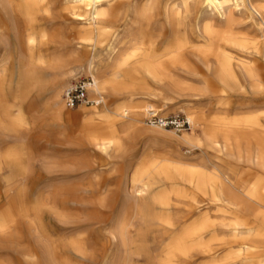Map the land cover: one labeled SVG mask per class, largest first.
<instances>
[{
    "label": "rangeland",
    "instance_id": "1",
    "mask_svg": "<svg viewBox=\"0 0 264 264\" xmlns=\"http://www.w3.org/2000/svg\"><path fill=\"white\" fill-rule=\"evenodd\" d=\"M43 1L50 22L33 29L34 42L19 18L9 53L0 45V264H240L235 241L247 235L234 237L232 216L211 198L223 189L264 194V169L252 162L261 152L264 165V0L230 1V15L202 0H169L175 22L163 18L167 0H122L123 10L148 1L156 10L136 23L131 13L102 20L91 74L87 25L67 21L70 0ZM218 59L239 90H212ZM239 66L253 69L252 84ZM97 73L107 82L102 99L90 96L99 106L56 111L45 97L53 77L62 98L70 82ZM147 108L194 117L218 145L190 146L182 137L200 134L196 124L160 130L146 122ZM224 132L233 150L222 147ZM257 245L251 264L264 256Z\"/></svg>",
    "mask_w": 264,
    "mask_h": 264
},
{
    "label": "bare ground",
    "instance_id": "2",
    "mask_svg": "<svg viewBox=\"0 0 264 264\" xmlns=\"http://www.w3.org/2000/svg\"><path fill=\"white\" fill-rule=\"evenodd\" d=\"M70 1H71L70 4L72 5L71 7L72 11L70 14L71 17L68 18L67 21L70 22V25L73 28L74 26L80 24L87 25V29H86L87 39L85 40L87 45L94 50L93 53L89 55L90 56L89 59L83 65L84 71L88 72L89 74L92 73L93 69L98 67V63L95 61L94 58L95 49L97 45L100 43L99 39L107 31L104 27L100 26V22L102 20H104L103 22H105V20L108 18L107 22L113 25V23L117 22L119 18L122 17V19H126L128 15L131 13L133 15L131 22L136 23L141 17H143L145 14L150 13L156 7L154 2L148 1L145 6L141 7L140 11H138L137 7L135 6L133 7L130 6L129 8H131L132 10L129 11V8L128 9L124 8V10L123 8H120L121 4L123 3L122 0H70ZM202 1L207 3V6L209 7H214L215 9H221L223 12L226 10L230 15L231 14L230 8L226 7L224 9V5H226L230 1L232 2L235 1L236 3L238 0H221L219 2H217L216 0H202ZM123 4L124 6L126 5V3ZM75 9H81L82 12L78 14ZM161 10L165 21L175 22V18L177 17L178 14L177 13L178 9L175 6V3H171L169 2V0H167L164 2V4H162ZM48 14H49V10L46 6V3L43 0H18V3L16 5H14L11 0H0V42H1L0 45L2 46V49L6 51L7 54L9 53L11 47V38L17 35L19 18H24L29 26L28 28L29 31L25 35L26 36L25 42L30 45L35 40L34 37L35 32L33 33V29L35 27H42L46 25V23L50 22V19L48 18ZM259 17H260L259 19L260 25L264 29V13L259 14ZM55 18L58 19V17ZM175 32H177V30ZM205 34L207 35L208 31H205ZM43 36L44 34L42 35V37ZM261 47H262L261 51L264 52V45L263 46L261 45ZM110 50L111 47L109 46L108 51ZM56 63L59 67H62V60L57 59ZM239 68L242 69L245 78L249 82V85L252 84V79L255 77V72L253 71V69L247 66H239ZM212 73H213V77H212L213 79L211 81H214L215 83L218 84V88H212V90H218L224 93H232L240 89L241 87L240 82L235 77V73L233 72V69L226 66L222 59L217 60V66ZM91 76H92L93 84H92V90L90 92V96L91 97L98 96L102 99V93L104 92V89L107 86V82L106 81L103 82L101 80V75L98 73L97 75L92 74ZM211 81H209L208 83L210 86H213L211 84ZM212 92L214 93V91ZM44 93H45V97L50 99L51 107L56 111H60L61 108L63 107V102L60 96V84L55 77L48 80V84ZM88 111L90 114H96V115L100 114V111H98L95 107L92 110H88ZM188 120L191 124L194 123L196 124V126L199 127L200 134L191 133L188 135H184L182 137V141L189 144L190 146H197V147L201 146L202 142H204L203 140H205V142L206 140L207 141L209 140L213 145L215 146L218 145V143L215 140H213L214 137L217 136L212 131H210V128L209 130H207L206 127L203 128L200 124V121L192 116H189ZM154 127L158 129L161 128L158 126H154ZM220 135L223 139L222 147L224 149L233 150L234 149L233 147H236V143L234 141L235 138L232 135H230L229 132H224ZM97 141H99L98 146L102 147L103 145H105L102 144V141H100L99 139ZM235 149H236V153L238 155H241L240 151L237 150V148ZM246 159L250 160L251 158H246ZM262 159H263L262 154L261 152H259L255 155V157H252V162H254L255 166L264 169ZM178 175H181V172H179L176 176ZM174 178L176 177L170 176L168 180L174 181L175 180ZM237 190L238 192H240V194L245 196V199L235 194H231L230 192L227 193L228 191L223 189L218 191V194L212 197L211 200L217 203V205L225 207L226 209L225 213L232 216V221L229 224V226L233 230L234 237H237L239 234L247 235L246 236L247 238H245L244 240L240 239L235 241L239 246V252L237 253L236 256L237 258H239L240 264H251L250 259L252 256L251 255L252 250L257 248L258 243L264 245V194L254 196L252 190L247 191V193L239 191V189ZM201 232L202 229L195 232L194 234L201 235ZM257 264H264V256L258 260Z\"/></svg>",
    "mask_w": 264,
    "mask_h": 264
},
{
    "label": "built area",
    "instance_id": "3",
    "mask_svg": "<svg viewBox=\"0 0 264 264\" xmlns=\"http://www.w3.org/2000/svg\"><path fill=\"white\" fill-rule=\"evenodd\" d=\"M93 80L91 77L81 78L70 82L63 90L62 102L66 109H74L82 105L99 106L100 99L90 98ZM146 122L161 128H174L177 131L191 130L192 125L187 119L163 118L152 108L145 111Z\"/></svg>",
    "mask_w": 264,
    "mask_h": 264
}]
</instances>
